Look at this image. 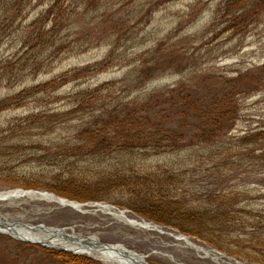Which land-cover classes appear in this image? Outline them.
Masks as SVG:
<instances>
[{
	"label": "rangeland",
	"instance_id": "obj_1",
	"mask_svg": "<svg viewBox=\"0 0 264 264\" xmlns=\"http://www.w3.org/2000/svg\"><path fill=\"white\" fill-rule=\"evenodd\" d=\"M4 1L6 0H0V17L3 14ZM124 1H131L126 8L121 6ZM103 2H106L109 7L106 12L98 13L95 9L87 10L84 4L80 5L73 16L74 31L79 32L81 36L85 32L91 31V33L87 37H82L81 40H76L73 48L60 60L45 59V70L39 73L29 70L19 72L17 62L23 55L20 51L23 16L17 17V13H11L5 23H2L3 28L0 32V100L65 71L100 61L107 57L115 46L124 55L127 54L130 58L135 57L141 51L155 47L160 40L166 39L175 31H178V37L171 39L170 43L185 39L175 47V50L178 49L175 54L179 63L149 80L136 93L146 94L162 87L177 86L182 81L205 86L208 82H214L215 76L230 79L241 73L261 74L260 67L264 65V14L244 33L232 35L222 30L224 25L220 23V19H216L215 11L220 0H104ZM48 5V0L42 4L40 0L31 2L28 7L30 13L27 12L28 20L34 18ZM95 15L101 16L94 19ZM125 21H127L126 24L122 26L121 23ZM73 38L77 39L74 35ZM87 45L90 46L87 48ZM128 64L130 63H119L95 76L71 81L54 92V95H43L42 100H31L23 106L9 107L0 111V139H4L1 146H6V151L0 149V191L15 188L47 190L11 184L7 181L6 175L16 174L17 178L23 176L32 183L38 180L51 181V175L55 173L56 167L50 164L55 161L54 149L50 147V142L73 136L77 129L76 124L79 125L78 120H81H74L66 126H57L54 130L43 132L31 129L25 133L26 126L24 122H21L25 115L34 110H49L62 104L54 98L56 94L65 96L79 89L121 78L130 71L131 64ZM177 66L180 67L177 69L175 68ZM239 100V118L233 134L241 135L251 129L264 127V83L254 91L241 95ZM83 120L86 121L87 118ZM12 127H16L13 133L10 131ZM27 136L33 138L31 140L34 142H26L27 139L24 138ZM245 151L244 154L249 153ZM260 151L257 150L255 153L259 154ZM234 152L241 151L235 150L217 159L204 156L197 164H191L189 160L180 162L176 155L143 156L142 154L131 155V159H129L130 156L125 159L120 158L118 154H112L106 159L80 162V165L86 164L83 166L90 169L89 171L93 174L90 176H95L94 178L100 176L101 172L125 173L130 169L136 172H156L160 169L183 172L185 183L188 182L189 185L179 189V196L184 200V208L190 210L206 209L211 206L210 200L214 194L220 196L224 193L223 191H231L229 199L232 202L229 206L242 210L243 219L232 223L228 230L224 231V235L223 232L219 233V230L213 229L220 238L223 249L187 234L198 244L211 249L213 254L219 255L220 262L203 253L199 254L184 240H177L157 231L135 229L102 212L81 213L70 207H62L57 203L41 200H26L6 205L0 208V211L11 220L31 225L68 227L70 232V229L74 227L76 232L84 235H98L103 242L124 244L130 250L146 255L150 264H221L224 262L226 264H260L259 261H264V219L258 224L251 222L248 217L264 216V160L243 158L231 169L227 166L219 169L218 167L223 165L224 158ZM124 160L125 163H123ZM214 166H217L216 170L207 171ZM131 197L127 192L111 190L107 200L98 202L115 205L137 218L149 221L126 206ZM220 201L222 197H219V201L214 206H219ZM233 202L236 204L232 205ZM253 223L256 225L254 226ZM163 226L167 231L181 232L177 227ZM7 236L9 235L0 233V264H62L45 251L19 245L17 239L9 236L12 238L10 239Z\"/></svg>",
	"mask_w": 264,
	"mask_h": 264
},
{
	"label": "trees",
	"instance_id": "obj_2",
	"mask_svg": "<svg viewBox=\"0 0 264 264\" xmlns=\"http://www.w3.org/2000/svg\"><path fill=\"white\" fill-rule=\"evenodd\" d=\"M33 1L6 0L0 17L1 32L2 23H5L11 13H17V17L23 16L20 49L23 55L17 62L19 72L29 70L39 73L45 70V59L60 60L73 48L76 40L91 33L85 32L81 36L74 31L73 16L80 5L84 4L87 10L95 9L98 13L106 12L109 8L104 0H48V7L28 20V7ZM44 1L40 0V4ZM130 2L124 1L121 6L126 8ZM215 13L216 19H220V23L224 25L222 30L239 35L259 21L264 14V0H220ZM99 16L101 15L93 18L97 19ZM126 22H122V26ZM175 37H178V31L160 40L155 47L143 50L131 58L115 46L100 61L65 71L1 99L0 111L23 106L28 101L54 95V92L71 81L95 76L119 63L131 64L130 71L121 78L79 89L65 96L56 94L54 98L62 104L49 110H34L25 115L21 120L26 126L25 133L31 129L43 132L54 130L57 126L81 120H78L80 122L79 125L76 124L73 136L50 142L55 154V161L50 164L56 167L51 181L38 180L32 183L23 176L17 178L16 174L6 175L7 181L14 185L45 188L82 202L107 200L109 191H124L132 196L126 206L136 213L159 224L177 227L183 233L223 249L220 238L213 229L224 235V231L232 223L243 219L242 210L229 206L232 202L229 199L231 191H223L220 196L214 194L210 200L211 206L206 209L190 210L184 208V200L179 196V189L189 185L188 182L185 183L183 172L163 169L156 172H136L130 169L125 173L101 172L100 176L94 178L95 176H90V169L83 166L86 164L80 165L81 161L106 159L112 154L125 159L127 156L131 159V155L135 154L176 155L180 162L189 160V163L197 164L204 156L217 159L235 150L241 152H234L224 158L219 169L226 166L231 169L243 158L264 160V127L251 129L241 135L233 134L239 118L240 96L254 91L264 83V65L260 67L261 74L241 73L230 79L215 76V81L208 82L205 86L182 81L177 86L162 87L146 94L136 93L149 80L179 63L175 54L178 49L175 50V47L185 39L170 43ZM46 54L48 55L43 57ZM85 118L86 121L83 120ZM15 128L12 127L10 131L13 133ZM24 139H27L26 142H34L29 136ZM3 141L4 139H0V149L6 148L1 146ZM42 149L46 151L45 148ZM257 150H261L259 154L255 153ZM244 151L249 153L244 154ZM216 169L217 166H214L207 171ZM219 197H222L220 205L214 206ZM243 211L246 212L245 209ZM248 218L251 222L260 224L264 216ZM253 218L256 220H252ZM16 241L19 245L43 250L62 264H102L87 256ZM258 263L264 264V261Z\"/></svg>",
	"mask_w": 264,
	"mask_h": 264
},
{
	"label": "bare ground",
	"instance_id": "obj_3",
	"mask_svg": "<svg viewBox=\"0 0 264 264\" xmlns=\"http://www.w3.org/2000/svg\"><path fill=\"white\" fill-rule=\"evenodd\" d=\"M28 201V200H41V201H47L52 203H58V198H56L53 195L50 194H43L40 192H25L21 190H2L0 191V208L6 205H13L22 201ZM61 205V204H60ZM70 208H73L74 210L81 212V213H99L102 212L104 214L111 215L113 218H115L118 221H121L135 229L138 230H149V231H157L160 234H167L172 237H174L177 240H184L188 246L195 249L199 254L203 253L206 256L212 257L217 262H220L221 258L217 254H213L211 249L206 248L205 246H202L191 239V237H185L180 235V233H174L172 231H167L163 227H158L153 223H150L148 220L137 218L133 215H131L127 211H123L122 209L118 207H113L109 203L101 202L98 204H90V205H79V204H73L72 206L67 205ZM91 207V208H88ZM4 218L5 220L9 222H20L21 221H15L11 220L7 215L3 214V212L0 211V219ZM1 221V220H0ZM31 225V224H30ZM18 232L22 235L28 236L32 239H44L49 236V232L45 231L42 228H29V227H17L16 228ZM60 238H54V242L58 243L60 240H56ZM94 242L98 243L101 239L98 235H92L91 238ZM63 241V239H61ZM124 245V244H123ZM64 246H72L74 247V244H67ZM126 247V246H125ZM122 249L121 247H119ZM82 252L92 255L93 257L99 258L105 263L108 264H136L131 258L125 257L117 252L111 251L110 249L104 250V249H94V250H81ZM131 256H134L131 254ZM172 258V256H171ZM221 264H226L221 263Z\"/></svg>",
	"mask_w": 264,
	"mask_h": 264
},
{
	"label": "water",
	"instance_id": "obj_4",
	"mask_svg": "<svg viewBox=\"0 0 264 264\" xmlns=\"http://www.w3.org/2000/svg\"><path fill=\"white\" fill-rule=\"evenodd\" d=\"M10 190H21L25 192L33 191V192H40L43 194H50L58 198V204L59 205L61 204L60 206H67V205L72 206L73 204H79V205L98 204V202L82 203V202L74 201V200L56 195L55 193L49 192L46 190L40 191V190L24 189V188H15V189H10ZM111 206L115 207L114 205H111ZM122 210L127 211L125 209H122ZM0 220H1L0 221V233L9 235L17 240L34 243V244H40L47 248L56 249V250H64L67 252H72L74 254L87 255L90 257H93V256L86 254L82 252L81 250H94L97 248L104 249V250L110 249L111 251L117 252L125 257L131 258L136 264H150L147 260V256L144 254H140L136 251L130 250L122 244H112V243L103 242L101 240L98 243H96L91 239L92 235H84L80 232H76V230L73 227L70 229L71 230L70 232L68 231L69 230L68 227H53V226H46L45 224L30 225L27 223L12 222V221L9 222L5 220L3 217ZM149 222L155 224L158 227H162L160 224H157L153 221H149ZM21 226L24 228L29 227L33 229L42 228L45 231L49 232V236L44 239L29 238L28 236L20 234L18 230L16 229L17 227H21ZM180 235L184 236V238L190 237L183 233H180ZM54 238H60V239H56V240H60V242L55 243L53 240ZM61 239H63V241H61ZM64 244L65 245L74 244L75 246L74 247L64 246ZM119 247H121L122 249H120ZM213 251L216 252L217 250L213 249ZM131 254H133L134 256H131Z\"/></svg>",
	"mask_w": 264,
	"mask_h": 264
}]
</instances>
